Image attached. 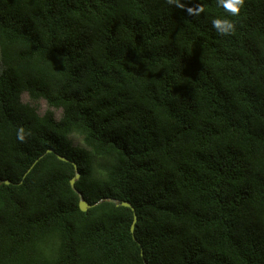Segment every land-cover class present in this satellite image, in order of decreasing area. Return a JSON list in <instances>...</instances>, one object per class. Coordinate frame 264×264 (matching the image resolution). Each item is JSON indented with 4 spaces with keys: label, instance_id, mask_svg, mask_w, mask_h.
Segmentation results:
<instances>
[{
    "label": "trees",
    "instance_id": "16d2710c",
    "mask_svg": "<svg viewBox=\"0 0 264 264\" xmlns=\"http://www.w3.org/2000/svg\"><path fill=\"white\" fill-rule=\"evenodd\" d=\"M181 2L0 0V264H264V0Z\"/></svg>",
    "mask_w": 264,
    "mask_h": 264
},
{
    "label": "clouds",
    "instance_id": "9594fccd",
    "mask_svg": "<svg viewBox=\"0 0 264 264\" xmlns=\"http://www.w3.org/2000/svg\"><path fill=\"white\" fill-rule=\"evenodd\" d=\"M166 2L181 9H185L186 7L185 4L181 2V0H166ZM217 4L231 16H239L245 5V0H217ZM186 10L189 12V14L198 15L199 12L203 11V8L198 6L196 9L188 8ZM212 25L221 35H230L234 33L236 27L233 21L219 18L213 19ZM18 139L21 141L25 139L23 128L19 129L18 131Z\"/></svg>",
    "mask_w": 264,
    "mask_h": 264
},
{
    "label": "water",
    "instance_id": "95a60500",
    "mask_svg": "<svg viewBox=\"0 0 264 264\" xmlns=\"http://www.w3.org/2000/svg\"><path fill=\"white\" fill-rule=\"evenodd\" d=\"M46 154H55V151L52 150V149H49ZM57 157L62 162L72 164L73 167H74V169H75V177L71 180V187L79 195V198H80V202H79L80 210L83 213H85L88 210L96 207V205H90L87 201H85L84 198H83V195L81 193H79L77 191L76 187H75L76 182L80 179V173H79L78 165L76 163H74V162H71L67 158L60 156V155H57ZM3 183L6 184V185H11L12 184L9 180H7V181H5ZM1 184H2V182L0 181V185ZM14 185H18L19 186V185H21V183L20 184H14ZM103 201L111 202V203L116 204L118 207L119 206H123L125 208H129V209L132 210V212L134 214V220H133V224L131 226V232H132V235H133L134 240H136V237H135V225L137 223L138 218H137V215H136L135 208L129 202H122V203H120L119 201L113 200V199H104ZM142 256H143V253H142Z\"/></svg>",
    "mask_w": 264,
    "mask_h": 264
},
{
    "label": "rangeland",
    "instance_id": "374dc122",
    "mask_svg": "<svg viewBox=\"0 0 264 264\" xmlns=\"http://www.w3.org/2000/svg\"><path fill=\"white\" fill-rule=\"evenodd\" d=\"M22 101L25 104H30L33 107H36L40 115H44L49 110V107L45 101H39L37 103L32 102L28 95H23ZM55 116L56 119L59 120L62 117V111H55Z\"/></svg>",
    "mask_w": 264,
    "mask_h": 264
}]
</instances>
